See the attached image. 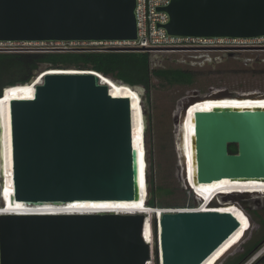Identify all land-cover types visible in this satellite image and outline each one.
Returning a JSON list of instances; mask_svg holds the SVG:
<instances>
[{
    "label": "water",
    "instance_id": "water-1",
    "mask_svg": "<svg viewBox=\"0 0 264 264\" xmlns=\"http://www.w3.org/2000/svg\"><path fill=\"white\" fill-rule=\"evenodd\" d=\"M135 6L136 0H0V42L134 41ZM162 11L168 15L163 28L170 36L264 37V0H171ZM99 75L45 68L36 75L41 82L30 98L10 100L11 202L30 207L139 199L132 102L112 96ZM35 77L25 84L35 83ZM242 94L264 96L209 89L204 95L191 91L177 103L173 134L184 189L191 191L179 126L188 105L200 98ZM192 119L194 183L264 181V108H208L195 110ZM144 122L148 199L149 124ZM230 145L236 153H229ZM3 188L0 165V209L5 207ZM261 197L264 194L233 193L219 198L246 210L252 227L249 211H256L251 205ZM146 218L144 213H0V264H147L153 255L159 264H202L240 227L229 212L161 210L150 215L157 233L150 246L143 235Z\"/></svg>",
    "mask_w": 264,
    "mask_h": 264
},
{
    "label": "rangeland",
    "instance_id": "rangeland-1",
    "mask_svg": "<svg viewBox=\"0 0 264 264\" xmlns=\"http://www.w3.org/2000/svg\"><path fill=\"white\" fill-rule=\"evenodd\" d=\"M64 47L56 46H31L26 47L27 52H55L54 50L47 49H57ZM74 48V47H72ZM60 52H63L62 50ZM152 62V68L154 69H181L189 70L195 74V79L190 86H179V85H164L157 80H153L152 87L149 91V97L146 98V91L140 92L142 95L144 118L147 119L149 124V133L146 147L149 151V165L151 170L150 182L155 185V187H161L164 189H169L172 192L170 195L165 196L157 192V201L162 204L168 205L169 208H162L155 210H168V211H180V210H197L200 206V201L193 197V194L184 189L179 180V168L178 159L175 149V137L173 134V116L177 110V103L191 91H197L204 95L208 93L209 89L221 90L225 89L230 92L238 93H253L260 92L264 93V52L256 51H238L230 54L229 57L224 58L223 51L217 52H204L197 53L193 51H182L175 52L171 54H156ZM153 59V55L150 56ZM36 76L35 78H37ZM113 82V81H112ZM120 86V85H117ZM27 86L26 88H28ZM121 87V86H120ZM124 88V87H123ZM127 91L131 92L127 88ZM135 97L134 93L131 92ZM245 96H250L247 94H242ZM257 97V96H256ZM260 97V96H258ZM231 104V103H230ZM235 105H216L210 107H204L197 110H207L208 108H223V107H234ZM239 106V105H237ZM142 122V120H141ZM185 129V143L187 147V153L192 155L191 149V137L193 131V119L191 117L190 123L187 124L186 121ZM142 127H144L142 123ZM141 127L142 136V148H143V134ZM179 129L181 127L179 126ZM147 165V164H146ZM143 169V168H142ZM147 171V169H146ZM144 175V174H143ZM206 183H201L208 190ZM194 189L199 197L202 195L197 190L195 184ZM233 193H243L235 190H222L218 194H233ZM263 194V193H259ZM258 194V195H259ZM257 195V194H252ZM221 195H217L214 199H218V204L213 203L215 206L227 207L232 209L235 213L234 215L240 221V227L237 229L235 236L232 241L226 246L222 247L220 251L214 256V260L220 256L228 246H232L228 253L220 256L216 261L212 260L211 264H218L225 256V258L220 262V264H229L233 261L239 254L247 249L250 245L255 244L260 241L264 235V213L262 212V205L264 203V197L259 199L255 205H251L259 215L256 218L254 212L249 211L251 216L254 218L253 226L249 224V218L246 210L237 205V203H227L223 204L220 200ZM197 197V196H196ZM198 198V197H197ZM260 198V197H259ZM213 199V200H214ZM214 202V201H213ZM164 205V207H165ZM176 205V206H174ZM239 207L242 212L245 213L247 222L245 226L244 217L236 210ZM184 208V209H183ZM240 229V230H239ZM244 229V230H243ZM239 230V231H238ZM243 237L239 238L241 234ZM157 234V233H156ZM247 234V235H246ZM245 236V238H244ZM244 238V239H243ZM238 239V240H236ZM243 240V241H242ZM241 242V243H240ZM240 243V244H239ZM264 242L260 245L261 248ZM257 251V250H256ZM156 255H153V260ZM250 256L249 259L250 260ZM158 259V258H157ZM246 260V262H247ZM264 264V261H262ZM159 263V261H157ZM208 263V264H210ZM155 264V262H154ZM245 264V263H244Z\"/></svg>",
    "mask_w": 264,
    "mask_h": 264
},
{
    "label": "bare ground",
    "instance_id": "bare-ground-1",
    "mask_svg": "<svg viewBox=\"0 0 264 264\" xmlns=\"http://www.w3.org/2000/svg\"><path fill=\"white\" fill-rule=\"evenodd\" d=\"M42 76V75H41ZM41 76L35 78V83L27 84L28 88H24L11 94L5 96L4 98L0 99V126H1V135H0V165L4 174V188H3V198L5 199V207L0 209V213H13V214H59V213H92V212H114V213H144L146 215V220L144 223V240L147 242L148 245L152 246L154 243V234L152 230V225L150 221V215L153 212L159 214L161 211H156L147 208L144 205L145 199L147 198V180H146V151H145V142L143 140V148H142V136H141V127L142 122L140 118L139 108L137 105V100L133 96V94L127 91L125 88L117 86L118 84L112 82L111 79L103 77L99 75L100 80L103 84H106L109 89L110 93L114 97H127L130 98L133 106V134H134V145L135 151L137 156V176H138V186H139V199L136 201H120V202H82L76 203L72 205H63V206H54V205H41V206H30L27 207L26 205L19 203V202H11L10 195L12 193L11 187V139H10V119H9V104L11 99L15 98H30L34 93V85L40 84ZM235 105L234 107H223L222 109H229V108H237V109H251V108H264V96L260 97H252V96H221V97H210V98H200L191 102L187 109L185 110L183 121L180 125L183 137L181 139V147H183V151L185 154V166L187 176L186 178L189 181V187L193 190L194 195L198 197L201 207L195 211H208V210H216L219 212H229L234 215L233 210H229V208H222L219 206H215L213 204L214 198L217 195H224L218 194L222 190H235L240 191L243 193H252V194H264V181H239V180H231L228 178H223L221 180L212 181L206 183L208 190L201 186L199 183H194L193 181V169H192V155L187 153V147L185 143V129L187 124L190 123L192 114L195 110L201 109L204 107L210 106H218V105ZM142 109L143 106L140 103ZM239 105V106H237ZM254 106V107H253ZM144 119V118H143ZM143 133H145V122L143 121ZM142 133V134H143ZM144 138V134H143ZM143 168V169H142ZM144 174V175H143ZM196 186L197 190L202 194L199 197V194L195 192L194 185ZM230 195V194H228ZM214 199V200H213ZM92 204H105L110 205L109 207L104 208H97V207H87L81 205H92ZM213 204V205H212ZM187 210V209H186ZM236 210L244 217L245 219V226L246 227V216L245 213L241 211L239 207H236ZM235 216V215H234ZM158 228V227H157ZM243 229V230H244ZM157 230V229H156ZM240 230V229H239ZM238 230V231H239ZM237 232V230L229 237L230 241H232V237ZM236 235V234H235ZM243 237L242 232L239 235L238 239ZM226 239L223 243L226 246L229 242ZM236 239V240H238ZM157 242V241H156ZM235 242V241H234ZM233 242V243H234ZM232 243V244H233ZM152 244V245H151ZM222 244V245H223ZM231 244V246H232ZM220 245L213 254H211L202 264H208L212 260H214V256L220 251V249L224 246ZM222 246V247H221ZM228 248L220 255L222 256L225 253L229 252ZM264 255V245L257 250V252L247 260V264L256 260L257 258ZM218 256L216 259H218ZM216 259L214 261H216ZM245 263V264H246ZM148 264H152L149 262ZM211 264V263H210Z\"/></svg>",
    "mask_w": 264,
    "mask_h": 264
},
{
    "label": "trees",
    "instance_id": "trees-1",
    "mask_svg": "<svg viewBox=\"0 0 264 264\" xmlns=\"http://www.w3.org/2000/svg\"><path fill=\"white\" fill-rule=\"evenodd\" d=\"M45 68L91 71L101 74L103 77H109L121 82L123 85H118L134 93L142 123L144 121V115L140 105V93L136 89H133L134 87L143 88L146 91V98H148L153 80H157L164 85L190 86L195 79V74L189 70L152 68L151 57L148 53L108 51V49H105L103 46L80 45L72 50L63 52L0 53V99L12 92L26 88L27 84L25 83L34 78ZM228 150L231 154L236 153V147L233 145H230ZM190 190L193 192L192 189ZM157 192H161L160 194L168 196L172 191L161 187H155V185L151 183L149 185L150 194L148 199H145L144 205L149 209L169 208L168 205L157 201L158 196H160V194L157 196ZM262 212L264 213V203L262 205ZM254 214L256 218L259 215L257 211H255ZM229 241L230 239L228 242ZM263 242L264 235L260 241L247 247L246 250L239 254L229 264H242L249 256L252 257L257 252L256 250ZM252 253L254 254L252 255ZM262 261H264V256L258 259L254 264H261L263 263ZM154 262L158 264L157 256L154 258Z\"/></svg>",
    "mask_w": 264,
    "mask_h": 264
},
{
    "label": "built area",
    "instance_id": "built-area-1",
    "mask_svg": "<svg viewBox=\"0 0 264 264\" xmlns=\"http://www.w3.org/2000/svg\"><path fill=\"white\" fill-rule=\"evenodd\" d=\"M171 0H136V40L122 42H108L99 44L80 43H3L0 42V53H23L26 47L31 46H56L62 51L72 50L80 45L103 46L105 49L130 50L145 52L151 55L171 54L182 51L204 52H238L256 51L264 52V37L251 39H214V38H186L174 37L167 34L163 26L168 22V15L162 9L170 4ZM48 50V49H47ZM51 50V49H49ZM59 51V50H58ZM61 51V50H60ZM195 211V210H180ZM155 240V235H154ZM152 245V244H151ZM150 262L154 264L153 257ZM149 262H147L148 264Z\"/></svg>",
    "mask_w": 264,
    "mask_h": 264
},
{
    "label": "snow or ice",
    "instance_id": "snow-or-ice-1",
    "mask_svg": "<svg viewBox=\"0 0 264 264\" xmlns=\"http://www.w3.org/2000/svg\"><path fill=\"white\" fill-rule=\"evenodd\" d=\"M81 206L104 208V207H109L110 205H105V204H92V205H81Z\"/></svg>",
    "mask_w": 264,
    "mask_h": 264
},
{
    "label": "flooded vegetation",
    "instance_id": "flooded-vegetation-1",
    "mask_svg": "<svg viewBox=\"0 0 264 264\" xmlns=\"http://www.w3.org/2000/svg\"><path fill=\"white\" fill-rule=\"evenodd\" d=\"M232 53H234V52H227V53H224V58L229 57L228 55H230V54H232ZM253 107H254V106H253Z\"/></svg>",
    "mask_w": 264,
    "mask_h": 264
},
{
    "label": "clouds",
    "instance_id": "clouds-1",
    "mask_svg": "<svg viewBox=\"0 0 264 264\" xmlns=\"http://www.w3.org/2000/svg\"><path fill=\"white\" fill-rule=\"evenodd\" d=\"M191 192V191H190ZM193 194V192H191ZM193 197H195L196 199H198L194 194H193ZM201 205V204H200ZM157 225V224H156ZM154 234V233H153ZM155 235V239H156V233L154 234ZM158 258V257H157ZM157 261H159V259H157ZM159 264V263H158Z\"/></svg>",
    "mask_w": 264,
    "mask_h": 264
}]
</instances>
